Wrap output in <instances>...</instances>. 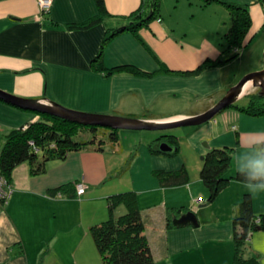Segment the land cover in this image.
<instances>
[{"label": "crops", "instance_id": "crops-1", "mask_svg": "<svg viewBox=\"0 0 264 264\" xmlns=\"http://www.w3.org/2000/svg\"><path fill=\"white\" fill-rule=\"evenodd\" d=\"M228 1L248 7L251 23L246 38L251 40L241 55L250 52L249 56L257 60L264 33V4L259 0ZM104 2L115 16H105L86 29H71L65 24L82 22L97 13L95 0H52L46 13L39 11L37 0H0V89L23 98H46L77 111L169 120L204 112L229 88L222 71L224 64L184 73L205 59L218 56L221 46L215 44L211 33L204 30L200 35L197 28L202 7L207 5L216 8H212L216 12L213 20L207 22L209 30L217 28L228 12L222 4L201 6L200 0H187L193 9V25L188 26L185 0H181V8L177 0L166 1L163 8L160 2L157 16L139 30L141 40L124 31L106 41L102 61L107 68L131 64L151 73L144 77L124 72L106 76L91 66L106 31L126 23L117 15H127L141 4V0ZM188 32L197 35L186 37ZM254 39L259 42L248 48ZM142 42L169 71L159 69ZM37 112L0 99V137L4 139L12 129L35 120L40 113ZM219 113L218 121L214 117L200 125L186 126L191 127L185 130H190L186 135L187 148L184 150L179 143L172 155L152 153L149 147L164 131L131 134L137 136L138 143L130 146V154L136 155L129 167L134 161L144 162L130 189L137 193L144 233L156 264H229L233 257L232 217L243 192H250L254 212H264V190H251L246 183L234 179L213 201L194 207L206 202L207 190L198 173L189 170L192 159L201 162L208 147L231 148L229 174L233 175L238 171L236 160L240 152L255 139H264V114L249 115L233 105ZM233 125L235 129L231 128ZM121 131L120 148L106 145L102 151L72 152L63 160H50L47 171L38 176L30 174L26 162L13 168L6 187L9 196L0 202V264H80L77 259L73 262V212L79 211L82 222L84 211V226H90L107 215L106 196L125 188L115 182L121 168L116 154L125 148L122 134L127 136ZM181 166L186 167L190 179L179 186L164 187L150 173ZM74 181L85 184L80 197H69L66 190H58ZM181 205L185 211L195 213L197 225L172 224V217L179 213L168 219L167 209ZM47 220L52 226L47 225ZM63 221L71 227L59 233L58 224ZM62 241L69 251L56 250L57 242ZM246 247L245 256L255 255L259 264H264V231L253 232Z\"/></svg>", "mask_w": 264, "mask_h": 264}, {"label": "trees", "instance_id": "trees-1", "mask_svg": "<svg viewBox=\"0 0 264 264\" xmlns=\"http://www.w3.org/2000/svg\"><path fill=\"white\" fill-rule=\"evenodd\" d=\"M201 6L211 2L222 4L228 11L230 22L222 35L221 49L214 59H205L198 67L184 72L185 74L198 73L204 68L223 65L239 57L251 38H246L250 28V15L247 5L236 4L228 0H200ZM264 4V0H259ZM161 0H141L139 7L127 15H117L126 23L109 28L101 43L99 51L91 59V66L106 76L114 73H130L148 77L150 72L141 70L131 64H122L107 68L102 61V52L107 40L117 34L128 31L139 40V30L148 26L159 10ZM97 13L82 22H69L65 27L71 29H86L100 22L105 16H115L108 12L104 0H95ZM262 30L264 31V25ZM145 49L159 65V69L169 71L157 58L153 51L144 43ZM246 105L233 106L240 111L259 116L264 114V96L258 91L248 93ZM38 113V112H37ZM33 121L12 129L8 132L0 147V175L10 184L11 172L20 163L26 162L32 176H38L47 171V163L53 159H65L70 153L82 150L102 151L105 145L112 148L119 147V129L84 125L71 122L46 113H38ZM166 142L170 151H161L159 143ZM149 147L152 153L172 155L179 147V139L174 133L164 131L153 139ZM201 166L198 172L199 179L207 190V202L213 201L221 189L228 185L231 179L246 183L241 174L236 171L229 174L231 167V148L208 147L201 157ZM152 175L158 179L160 185L179 186L189 182L190 175L186 167L175 170L154 169ZM74 181L58 190L67 191L69 197L76 196ZM85 192V191H84ZM107 216L93 222L89 228L94 244L101 256L102 264H156L148 237L144 233L145 224L138 205L137 193L134 190H125L109 193L106 196ZM122 208V209H119ZM118 208V209H117ZM183 205L167 209V217L185 211ZM119 210L120 213L115 212ZM123 210V211H120ZM169 226L170 223H169ZM233 257L229 264H259L257 256H245L246 242L255 231H264V212L253 211L252 199L249 191L243 192L236 205L232 217ZM75 264V263H74Z\"/></svg>", "mask_w": 264, "mask_h": 264}, {"label": "rangeland", "instance_id": "rangeland-1", "mask_svg": "<svg viewBox=\"0 0 264 264\" xmlns=\"http://www.w3.org/2000/svg\"><path fill=\"white\" fill-rule=\"evenodd\" d=\"M166 1H168V3H170V1H171V3H174L173 2L174 0H161V5H160V7L162 6L161 8L165 7ZM185 2H186V4L188 3L187 0H185ZM180 4H181V0H177L178 8H181V7H179ZM187 6H188V8H187L188 13L187 14H189V20L187 19L185 22H187L188 26H191V25H193V23H192L193 19L190 17V15H191V11H193V9L189 4H187ZM216 6H218V5H216ZM202 8L203 9L200 12V15H201L200 23H198V26L200 25V27H198L197 29H198V31H200V35H202V32L204 30H205L206 34L211 33L212 34L211 38L212 37L215 38V44L218 46H221L222 43H221V41L218 40V38L221 37V40H222V35L225 32V30L223 31V28L226 24H229L228 22H230L229 13L228 12L226 13L225 19H227V20L221 18L220 23L218 22L219 24H218L217 28L214 27L212 30H209V25L207 22L209 19L213 20L212 16H214L213 14L216 13L213 9L216 10V8L213 6L209 7L208 5L205 7H202ZM44 13H46V12H44ZM196 15H197V13H196ZM183 18L186 19L185 16H183ZM179 20L183 21V19H179ZM194 20H196L195 17H194ZM195 35H197V33L193 34L191 32H188L186 37L191 38L192 36L195 37ZM261 38H262V41H261V46L259 48L260 50L258 52L259 56H257V60L255 58L253 59V58H251V56H249L250 52H248L247 55L242 56L241 55L243 52V49H242L240 51L239 57L232 59L229 62L224 64L222 71H223L224 77L227 81V85L229 87L235 85L243 76L247 75L248 73L258 71V70L264 68V33L261 35ZM218 41H219V43H218ZM258 42H259V40L257 41V39H254L253 44L248 48L252 49L253 46H255ZM249 89H251V91L248 93L255 92L256 90H258L257 88H252V87H250ZM247 100H248V98H246V96L240 97L235 101L234 104H236L237 106H244V105H246ZM235 108H237V107H235ZM219 116H220V113L215 116L214 121L215 120L218 121ZM186 128H191V127L181 126V127H174L171 129H167L170 133H174L178 137L179 143H181V145H183L184 150H186L185 148H187L186 135L190 131V130L185 131ZM231 128L235 129L236 126L233 125ZM121 130H123V131H121ZM120 131L121 132H127V136H124L122 134L123 138L125 139V140L123 139V141H122L125 144V148L123 149V151L124 150L125 151L124 152L122 151L121 153L116 154V155H118V158H120V160H121V164H120L121 168L119 170V175L115 179V182H118L121 186L125 187L123 190H120V191H125V190H131L130 184L137 181V177H138L137 175H139V170L141 168L142 162H144L142 159L137 161V162L134 161L132 163V167H129L128 163L130 161H132V159H134L133 156L135 157V155H136L135 153L130 154V152H129L130 146L132 148L133 147L131 145L132 143H134V144L138 143V139L136 138L137 136H134L131 134H133V132H136V133L144 132L145 133V132H153V131H148V130L133 131V130H124V129H120ZM158 131H165V130H158ZM154 132H157V131H154ZM3 140L4 139L0 137V147H1ZM120 144H119V148H120ZM107 145H109V144H107ZM200 166H201L200 161L192 159V162H190L189 170L191 173H193L194 171L196 173H198L200 170ZM150 173H151V175L153 174L152 171ZM147 197L150 199L152 196L150 195ZM0 202H2V200H0ZM206 203H207V200L205 203L194 204L195 205L194 207L199 208V207H202L203 205H205ZM120 211H123V210H120ZM115 213L118 214L120 212H119V210H117ZM180 214L181 213H179L178 215H180ZM82 219H83L82 220L83 223L80 221L81 216H80L79 211H76V213L73 212V226H72L73 227V235L71 234L73 236V262H74V259H77L80 262V264H102L101 256H100V254H99V252H98V250L94 244V241L92 240L90 233L88 232L89 226L88 225L84 226V223H85L84 211H83ZM48 221L49 220L46 221L47 225H48ZM58 225H60V228L57 231L59 233L63 232V230H66V229L69 230V228L71 227L69 225V223L66 221L60 222ZM48 226H52V224H49ZM64 235L65 234H63V236ZM246 248H245V250H246ZM56 250L57 251L60 250V252L67 251V250L69 251L70 248H68L67 243H64V241H62L61 243L57 242Z\"/></svg>", "mask_w": 264, "mask_h": 264}, {"label": "water", "instance_id": "water-1", "mask_svg": "<svg viewBox=\"0 0 264 264\" xmlns=\"http://www.w3.org/2000/svg\"><path fill=\"white\" fill-rule=\"evenodd\" d=\"M248 87L257 88L258 93L264 96V68L243 76L235 85L227 88L222 97L204 112L193 116L169 120H148L116 114L77 111L66 108L46 98H23L7 93L1 89L0 99L21 108L35 110L84 125H98L114 129L167 130L179 126H196L211 120L221 110L233 105L238 98L246 96L248 94ZM203 145L208 147L205 142H203ZM159 149L161 151H170L171 147L166 142H161ZM171 222L175 226L197 225L198 223L196 215L192 210L172 217Z\"/></svg>", "mask_w": 264, "mask_h": 264}, {"label": "clouds", "instance_id": "clouds-1", "mask_svg": "<svg viewBox=\"0 0 264 264\" xmlns=\"http://www.w3.org/2000/svg\"><path fill=\"white\" fill-rule=\"evenodd\" d=\"M236 167L251 190H264V139H255L237 156Z\"/></svg>", "mask_w": 264, "mask_h": 264}, {"label": "built area", "instance_id": "built-area-1", "mask_svg": "<svg viewBox=\"0 0 264 264\" xmlns=\"http://www.w3.org/2000/svg\"><path fill=\"white\" fill-rule=\"evenodd\" d=\"M52 4V0H37L38 9L41 13L47 12ZM8 183L0 175V200H6L9 196V189H6ZM85 191L83 182L76 185V196H80Z\"/></svg>", "mask_w": 264, "mask_h": 264}]
</instances>
